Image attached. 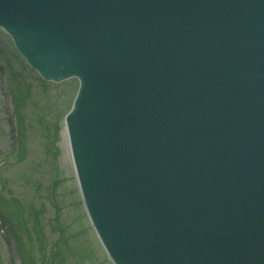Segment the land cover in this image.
I'll return each instance as SVG.
<instances>
[{"label": "water", "instance_id": "1", "mask_svg": "<svg viewBox=\"0 0 264 264\" xmlns=\"http://www.w3.org/2000/svg\"><path fill=\"white\" fill-rule=\"evenodd\" d=\"M46 82L114 264H264V0H0Z\"/></svg>", "mask_w": 264, "mask_h": 264}, {"label": "rangeland", "instance_id": "2", "mask_svg": "<svg viewBox=\"0 0 264 264\" xmlns=\"http://www.w3.org/2000/svg\"><path fill=\"white\" fill-rule=\"evenodd\" d=\"M78 87L43 81L0 29V210L23 225L17 240L0 212V264H113L64 145Z\"/></svg>", "mask_w": 264, "mask_h": 264}, {"label": "trees", "instance_id": "3", "mask_svg": "<svg viewBox=\"0 0 264 264\" xmlns=\"http://www.w3.org/2000/svg\"><path fill=\"white\" fill-rule=\"evenodd\" d=\"M22 147V146H21ZM20 147V149H21ZM2 212V211H1ZM22 213V212H21ZM4 215L5 220L8 222L10 228H11V234L12 236L15 235V237L18 240V237H20L21 234V229L23 227L22 224H17V222L15 221L14 218L9 217L8 215H6L4 212L2 213ZM23 230V229H22ZM16 232V233H15ZM18 236V237H17ZM14 238V237H13ZM20 239V238H19Z\"/></svg>", "mask_w": 264, "mask_h": 264}, {"label": "bare ground", "instance_id": "4", "mask_svg": "<svg viewBox=\"0 0 264 264\" xmlns=\"http://www.w3.org/2000/svg\"><path fill=\"white\" fill-rule=\"evenodd\" d=\"M63 139H64L65 148H66V150L68 152V156L70 157L72 154L70 153L71 148H70L69 137H68L66 129L63 130Z\"/></svg>", "mask_w": 264, "mask_h": 264}]
</instances>
